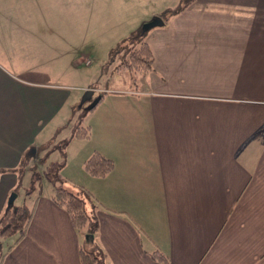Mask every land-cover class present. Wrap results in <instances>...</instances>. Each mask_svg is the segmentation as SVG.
Segmentation results:
<instances>
[{"label": "crops", "instance_id": "1", "mask_svg": "<svg viewBox=\"0 0 264 264\" xmlns=\"http://www.w3.org/2000/svg\"><path fill=\"white\" fill-rule=\"evenodd\" d=\"M47 3L0 0V214L26 152L52 157L44 147L69 108L64 77L85 58L64 34L73 25L55 23ZM175 7L145 33L151 68L132 86L103 89L97 133L88 122L87 137L72 128L62 139L65 151L87 142L66 152L78 171L64 175L100 203L94 239L106 264H264V0ZM131 29L118 17L97 61ZM94 151L113 160L103 176L84 168ZM51 192L31 196L26 232L0 264H79L81 235Z\"/></svg>", "mask_w": 264, "mask_h": 264}, {"label": "rangeland", "instance_id": "2", "mask_svg": "<svg viewBox=\"0 0 264 264\" xmlns=\"http://www.w3.org/2000/svg\"><path fill=\"white\" fill-rule=\"evenodd\" d=\"M47 1V4L53 7L52 19L55 23L64 22L73 25L70 29L65 30L64 34L70 40L71 44L74 45V48L77 49V47H79L85 55L83 60L78 61V65L80 66L79 69H76L75 72L71 69L73 73L71 71L67 77H64L65 79H69V82L72 84L69 89V105H67L65 109L69 108L64 112V118L61 119L63 120L61 122L62 126L55 130V137L44 147L47 150L54 149L53 155L50 157V159H53L58 155L57 149L55 148L61 146L62 139L69 136L72 128L76 127L79 123H83V125L88 122L93 124L95 133H97V102L95 104L93 103L104 90L106 92H111L117 87L132 86V77L136 78V75L142 72H131L124 68L114 70V66L118 65L123 58L127 57L126 50L128 49L129 41H125L124 43H122L123 41L119 43L114 42L111 50L118 47V53L111 56L110 54L112 53L110 50L109 53L107 52L102 55L100 61H97L99 42L105 40L109 41L110 35L114 32V30H109V26L116 24L118 17H124L126 19V25L132 28L133 30L131 29V32H133L144 22L141 21L143 16H148L149 19L152 17V15L149 17V13L147 14L148 11L154 9L158 12L159 16L164 19L165 17H163V15L166 16L167 14L163 12L162 15L161 12L164 11L167 6L175 7L179 0H117V2L113 0L117 9H124V13H115L113 10L114 3H111L112 0ZM116 32L118 33L120 30ZM74 48L71 47V50ZM63 65L65 66V63ZM101 66L103 67L102 72L100 71ZM87 87L90 88L89 91H87ZM78 141L79 142H71L73 150L69 148L68 151H65V155L67 152L69 156L71 154L74 156V153L82 147L83 143H87L86 140H82L84 142ZM44 151L45 150L42 152ZM42 152L37 150L36 155L31 156L29 154L30 151H27L23 156L15 186L19 195L17 199L15 198L18 203L26 202L28 205L31 204V198L33 196L25 195L24 186L31 176L32 168H36L35 170L38 172L43 170L44 161L41 159ZM73 159L74 158H72L71 161L74 164L75 160ZM77 171L78 167H76L75 164L72 166L71 163L67 166L64 164L61 168L62 174L69 172V174L76 176ZM40 189L42 191H47L52 189V185L48 180L42 177ZM72 189L74 190V188ZM23 197H25V199H23ZM93 199L97 203V198L93 196ZM14 238L15 235L12 234L0 240V253L6 249L7 245L12 242Z\"/></svg>", "mask_w": 264, "mask_h": 264}, {"label": "trees", "instance_id": "3", "mask_svg": "<svg viewBox=\"0 0 264 264\" xmlns=\"http://www.w3.org/2000/svg\"><path fill=\"white\" fill-rule=\"evenodd\" d=\"M188 2L189 0H180L177 5L178 7L175 8L184 6ZM145 33L139 27L122 40V43L129 41L128 49L126 50L127 57L123 58L118 65H115L114 70L124 68L131 72H145L151 68L153 56L144 39ZM111 53V56L116 55L118 53V47L111 50ZM131 81V83H136V78L132 77ZM88 133V125L78 124L72 131V135L77 138L87 137ZM67 141L68 139L62 140L61 146L55 148L58 152L55 158L48 159L46 154L42 155L41 159L44 161L43 170L38 172L35 170L36 168H32L31 176L24 186V192L26 196H33V194L37 196L41 192V178L44 177L48 180L52 185L51 199L55 204L64 208L69 215L72 226L81 235L78 249L79 264H106L107 254L94 239L99 225L97 209L100 203L94 201L93 195L88 189L71 182L67 176L61 173V168L66 160L65 147ZM20 166L15 169L17 178ZM112 166L113 160L101 154L99 151H94L84 160V168L93 176L105 175ZM3 170L0 169V172ZM69 186H75V190ZM13 190L17 192L16 187ZM32 212L33 202L28 205L26 202L16 203L13 201L7 205L5 210L0 214V240L14 234V242L16 243L25 234ZM151 256L159 262H167L166 255L158 249L153 250Z\"/></svg>", "mask_w": 264, "mask_h": 264}, {"label": "water", "instance_id": "4", "mask_svg": "<svg viewBox=\"0 0 264 264\" xmlns=\"http://www.w3.org/2000/svg\"><path fill=\"white\" fill-rule=\"evenodd\" d=\"M163 24V19L160 16H152L149 20L144 21L140 28L143 32H146L148 29H150L151 27L157 26V25H161ZM90 89H88L87 91H89ZM86 91V92H87ZM92 92V91H90ZM100 96V95H99ZM99 97H97V99L94 101L93 104H95L98 101ZM17 193L15 191H11L7 197V205L11 204L15 197H16Z\"/></svg>", "mask_w": 264, "mask_h": 264}]
</instances>
